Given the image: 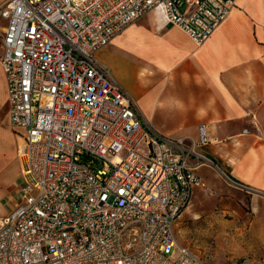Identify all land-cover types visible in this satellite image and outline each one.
Segmentation results:
<instances>
[{
    "label": "built area",
    "instance_id": "2783aa9c",
    "mask_svg": "<svg viewBox=\"0 0 264 264\" xmlns=\"http://www.w3.org/2000/svg\"><path fill=\"white\" fill-rule=\"evenodd\" d=\"M235 0H6L0 63L22 171L0 218V264H205L177 237L210 142L161 134L97 57L161 8L205 42ZM226 181L252 188L222 171Z\"/></svg>",
    "mask_w": 264,
    "mask_h": 264
},
{
    "label": "crops",
    "instance_id": "0c3cea01",
    "mask_svg": "<svg viewBox=\"0 0 264 264\" xmlns=\"http://www.w3.org/2000/svg\"><path fill=\"white\" fill-rule=\"evenodd\" d=\"M5 1L0 0V6ZM235 3L201 44L152 10L116 35L97 57L108 66L100 58L109 47L129 54L132 61L118 59L120 70L110 69L135 100L143 123L161 134L195 140L205 125L210 142L200 150L207 147L220 175L225 171L264 194V0ZM122 74L129 82L124 84ZM4 104L8 106V89L0 63V106ZM205 169L212 172L213 180L204 175ZM21 171L19 157L14 182ZM198 172L202 184L194 186L178 218H190L187 211L195 193L203 191L205 196L219 187L214 166H202ZM9 201L5 215L13 207V196Z\"/></svg>",
    "mask_w": 264,
    "mask_h": 264
},
{
    "label": "rangeland",
    "instance_id": "374dc122",
    "mask_svg": "<svg viewBox=\"0 0 264 264\" xmlns=\"http://www.w3.org/2000/svg\"><path fill=\"white\" fill-rule=\"evenodd\" d=\"M5 25L6 19L0 16V58ZM100 59L114 73L121 67L118 59L122 63L132 61V57L117 46L109 47ZM122 81L125 84L129 79L122 74ZM7 109L5 104L0 106V218L11 207L10 196L14 195L20 180L14 182L19 171L21 140L9 128ZM207 150L204 147L202 151L213 157ZM214 167L219 172V187L209 191V195L204 196L203 191L194 194L187 211L190 218L180 216L176 222L178 240L188 244L205 264H264V194L230 185ZM204 175L213 180L208 169L204 170Z\"/></svg>",
    "mask_w": 264,
    "mask_h": 264
},
{
    "label": "bare ground",
    "instance_id": "6f19581e",
    "mask_svg": "<svg viewBox=\"0 0 264 264\" xmlns=\"http://www.w3.org/2000/svg\"><path fill=\"white\" fill-rule=\"evenodd\" d=\"M155 12L158 14V16L160 17V19L166 20L165 13H164V11L161 8L156 9Z\"/></svg>",
    "mask_w": 264,
    "mask_h": 264
}]
</instances>
